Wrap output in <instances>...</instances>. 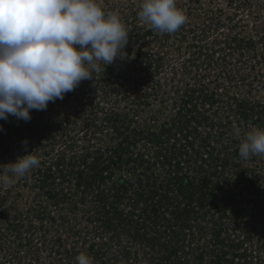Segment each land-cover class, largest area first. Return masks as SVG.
Instances as JSON below:
<instances>
[{"label":"rangeland","instance_id":"1","mask_svg":"<svg viewBox=\"0 0 264 264\" xmlns=\"http://www.w3.org/2000/svg\"><path fill=\"white\" fill-rule=\"evenodd\" d=\"M141 2L99 0L106 12L118 13L126 26L129 40L124 59L105 69L101 64V71L93 72V79L81 81L63 99L49 102L46 110L31 111L29 122L12 116L7 121L0 120V164L14 161L26 151H33L41 159L39 168L14 179L10 186H0V264H76L65 252L73 244L78 248L77 255L87 254L92 264H100L98 253L109 264H153L160 259L161 250L149 248L145 238L130 239L134 225L127 220H138L136 216L143 207L132 205V191L121 202L122 223L115 220L112 229L107 230L94 217L99 204L93 191L84 193L79 184L78 171L85 176L92 172L87 167L92 152L120 139L110 123H104L105 112L110 109L124 116L130 127L159 132L163 124H174V120L181 124V120L193 118L184 133L194 138L193 149L177 172L167 163L153 164L150 159L157 149L172 150L173 141L183 145L188 139L182 133L170 137H177V141L168 139L157 147L138 139L135 148L129 149L142 155L143 167L151 179L162 180L176 173L178 181L184 177L189 181L183 190L188 201L177 193L169 204L170 209L188 205L187 230L177 240L172 239L171 232L164 231L165 226L156 233L159 241L169 244L177 255L167 264L213 263V254L222 248L221 243H213L211 232L218 219L225 229L230 225V231L226 230L219 239L245 241L237 250L245 247L258 256L252 262L237 258L232 264H264V158L239 156L243 133L252 126L264 127V0H177L187 21L173 34H159L142 21L138 16ZM91 86L97 90L93 92ZM190 98L191 109L186 106V111L183 100ZM38 120L53 126L57 136L36 140L31 134L29 138L28 127L39 129ZM16 126L25 131L24 139L20 132H11ZM236 127L241 129L239 138L233 134ZM128 135L133 138L134 133L130 131ZM25 140L27 148L22 145ZM59 159L60 175L55 165ZM137 170L142 172L141 167ZM121 174L130 183L136 178L130 169H123ZM118 175L113 174L114 179ZM113 177L103 181L104 193ZM216 183L221 184L220 188ZM192 187L204 194L201 205L193 198L199 192ZM190 189L195 191L193 195ZM229 200L238 213L234 218L227 217V213L221 216L220 210ZM166 205L160 207V217L164 214L171 218ZM140 224L138 228L147 234L153 232L151 227ZM172 224L179 233L182 227ZM246 230L252 231L248 239ZM89 241L103 244L95 255L85 250L84 244ZM121 247L129 248L128 262ZM204 252L205 258L197 261L196 255Z\"/></svg>","mask_w":264,"mask_h":264},{"label":"clouds","instance_id":"2","mask_svg":"<svg viewBox=\"0 0 264 264\" xmlns=\"http://www.w3.org/2000/svg\"><path fill=\"white\" fill-rule=\"evenodd\" d=\"M139 18L159 34H173L187 21L177 0H142ZM129 34L118 13L99 0H0V120L25 122L31 111L47 109L81 81L93 79L101 64L127 56ZM241 137V129L234 128ZM27 148V141H22ZM239 156L264 158V127L243 133ZM6 165V166H3ZM41 166L33 151L0 164V186H10ZM76 264H92L81 252Z\"/></svg>","mask_w":264,"mask_h":264},{"label":"trees","instance_id":"3","mask_svg":"<svg viewBox=\"0 0 264 264\" xmlns=\"http://www.w3.org/2000/svg\"><path fill=\"white\" fill-rule=\"evenodd\" d=\"M90 89L93 92H95L97 90V87L91 86ZM89 99L90 98H88V100ZM189 101L192 102L191 98L190 100L188 99L183 100L182 106L186 109V111H187L186 106L189 107V109H191L192 104L189 105L188 104ZM105 113L106 114H105L104 123L108 124L109 122L111 125L112 132L120 136V139L118 142L111 143L109 147L102 148L99 146L100 148H98V150H94L92 152L93 153L92 160L90 164L87 166L90 169V171L92 170V172H88V174H86L85 176L82 174L83 173L82 170L78 171L79 184L84 190V193L93 191L94 200L97 201L99 204V206H97L98 209H96V212L94 213V217L101 223V225H103L102 227L107 230L112 229V227L114 226L113 221L118 220L119 221L118 224H120V222L123 220L121 218L122 214H120V212L122 211L119 210L122 206L121 202H123L125 198L127 199V195H130L129 192L132 191L134 193L133 194L134 199L132 205L136 207L139 206L140 204H143V207L140 214H138L137 212L138 215L136 216V218H139L138 220H136L135 222L127 220V222H129L130 225L132 224L134 225V227L130 225L127 226L129 228L133 227L132 230H130L132 235L130 239L145 238L144 242L147 243L149 248L152 249L155 248L161 250L158 252L160 259H157L156 261L154 260L153 264H157L158 261L160 262L159 264H167V262L169 263L171 259L177 257V255L173 253V249L169 244L167 243L164 244L159 241L160 237H157L156 233H159L158 228H160V226L163 227L165 226L164 231L166 230L167 232H171L172 239L175 238V240H177V236L179 235L180 238V233H182L184 229L187 230L188 228L187 215L189 214L188 212L190 211L188 210L189 209L188 205L184 204L180 208L176 206V208L172 207L170 209L169 204L171 203L170 201H174V198L172 196H175L177 193L180 195L184 194L183 190H185V185L188 184L189 181L187 177H184L182 181L181 180L178 181L180 178L179 176H176V173L173 176H167V178H163L162 180L154 179V178L151 179V175L145 172L146 169L143 167L145 160L142 158V155H140V153L130 152L129 149L133 150L135 148V143H137L136 140L138 139H142L141 141L147 142L153 147H157L158 145H160L161 142H165L168 139L169 140L173 139L170 138L171 136L175 137L176 135L178 137L180 133H182V136L188 139L186 142H183L184 143L183 145L178 146L179 145L178 143H176L175 145L174 144L175 141H173V143L171 144L172 150H170L169 152H161L160 151L161 148L160 150L157 149L155 150L152 158L150 159L151 160L150 162L153 164H155L156 162L157 163L161 162L162 164L167 163V166H170L169 168L173 170L176 169L177 172L180 169L179 168L180 164L183 163L182 161L185 159L186 154H188V151L190 152L193 149L194 138H190L186 134L184 135V133H187L188 131L187 129L190 128V126L187 125V123H189V121L193 118L189 117L185 122L181 120V124H179L180 120H176L178 122H175L174 120V124L171 125L163 124L161 126L162 131L159 132L152 128L142 129V128H137L136 126L130 127L128 120H126L124 116H122L120 113H116L115 109H110L108 113L107 111ZM184 123L185 126L183 125ZM52 127L53 126L48 127L47 124L45 123L42 124V122H40L39 129L34 131L33 128L29 126L28 128H30L29 130L30 136L28 137L32 139L31 134H33V138L36 140L37 139L40 140L45 137H48L49 139L54 138L57 135L56 133H53ZM14 128L15 129L14 130L12 129L11 132L12 133H14L13 131L20 132L19 134L20 138L24 139L23 133L25 131L23 129L18 130L17 126ZM130 131L134 133L133 138L132 136L130 137L128 135ZM195 131L196 128H194V132ZM194 132L191 131L193 135H195ZM1 137L2 136H0V139ZM177 137L176 139L173 140L177 141L178 140ZM192 139H193V143H192ZM58 161L59 162H56L55 165L58 168V172L60 175L59 167H61L62 160L59 159ZM138 167L139 168L141 167L142 172H140L141 170L138 172L137 170ZM123 169H127V170L130 169V171L133 172V175L136 177L134 179V182L132 181V183H130L129 179L125 178V176H122L121 171H123ZM118 173H119L118 178L114 179L115 177H113V174L117 175ZM49 177H50V171L47 170L46 178ZM110 177H113V180L108 185L107 190L105 189L106 193H104V191L102 190L104 186L103 181ZM40 182H42V180H40ZM214 185L220 188L219 185L221 184L216 183ZM201 188L202 186L198 187V189ZM193 189L196 191L198 190L196 188ZM193 189H190L191 192L190 195H193L195 193V191L194 192L192 191ZM197 192H199L198 195L194 197V195L196 194L195 193L193 195V198L199 201L197 203L201 205L200 202H202L204 194L201 191H197ZM49 193L50 192H47V194ZM183 196H184V200L186 201L187 197L185 195ZM197 196L199 198H197ZM177 197L181 198V196H177ZM106 202L108 204H106ZM163 203H167L165 207L167 208L168 211L170 210V213L172 215L171 218H168L167 215L164 216V214H162L160 217L159 209L163 205ZM232 203L233 202L229 200L226 205L224 204L222 206L223 209L220 210L221 216L227 213L226 214L227 217L232 216V218H234L236 215H238L237 210L233 207ZM174 205H178V204H174ZM118 214L120 215L119 219H118ZM221 216L219 217L220 219L222 218ZM113 217H117V218H113ZM139 222H141L140 226L143 225L142 227H146V226L151 227L153 232L147 234L144 231V229L138 228ZM172 223L179 224L182 227L179 233L173 230L174 228ZM231 224L235 226L234 222H231ZM223 225L224 224L219 219L213 222L212 224L211 232L214 236L213 243L214 244L215 242L218 244L221 243L222 248H220L218 251H215V253L213 254L214 256H212L213 263L210 264H232L234 260H238V259L239 260L246 259L251 262L254 261L257 255H255V252L253 250L247 251L245 247L241 251L237 250V248L241 247L245 241L238 242L239 240L235 239V241L233 242L225 238L219 239L220 235L223 234L226 230L227 232L230 231L229 229L230 225L227 226L226 229L224 228ZM244 233L246 234L247 239L252 235V231L249 230H246V232ZM118 243H120V241H118ZM84 246L87 252L91 253L92 255H95L96 252L98 253L99 249L101 248L100 246H103V244L99 246L96 242L89 241L86 242ZM121 248L123 251H125L124 252L125 260L128 262L130 260L129 248L128 247H121ZM77 249H78L77 246L73 244L72 247L67 246L65 250V252L69 254V258L72 259L71 263L74 261L76 263L75 258L78 253ZM205 256H206L205 252L197 254L196 260L201 261L203 257L205 258ZM97 257L100 258L99 261L97 258V262H99L100 264H109V262L104 257H102L101 253L100 254L98 253ZM179 258L180 257H178L177 259L180 260ZM177 264H182V263L178 262Z\"/></svg>","mask_w":264,"mask_h":264}]
</instances>
